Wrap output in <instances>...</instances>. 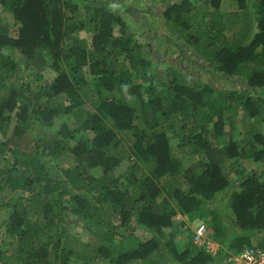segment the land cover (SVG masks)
Listing matches in <instances>:
<instances>
[{"label":"trees","instance_id":"16d2710c","mask_svg":"<svg viewBox=\"0 0 264 264\" xmlns=\"http://www.w3.org/2000/svg\"><path fill=\"white\" fill-rule=\"evenodd\" d=\"M127 1L0 0V264H211L264 246L263 97L167 60L181 41L207 74L264 89V0L233 17L223 0H160V61ZM243 160L256 167L234 179ZM197 214L217 257L177 242L176 217Z\"/></svg>","mask_w":264,"mask_h":264},{"label":"rangeland","instance_id":"374dc122","mask_svg":"<svg viewBox=\"0 0 264 264\" xmlns=\"http://www.w3.org/2000/svg\"><path fill=\"white\" fill-rule=\"evenodd\" d=\"M173 1V0H172ZM174 1H180V0H174ZM195 1V0H194ZM128 3H131L133 5V7H136V9H138V13H136L135 17H132L129 13H123V16L125 18V20L127 21L129 28L132 32L136 33V37L139 39V41H141L142 43H145V45H150V47L148 48L146 46V50L148 51V53H151L150 56L156 57V61H160L161 55L167 51H169L171 49V43H173L171 40L169 39H164V36H161L159 33L155 32L153 28H151V26H155V27H165L164 26V22L161 21L160 16L161 15V3L160 0H128ZM236 0H223L222 2V11H224V14L227 12L228 16H232L233 15L230 12H234L233 9H230L232 5L236 6ZM249 5H251L254 0H248ZM201 3V2H199ZM232 4V5H231ZM0 9H1V5H0ZM3 16L5 18V21H10L11 17L10 15L6 12L3 11ZM149 13V14H148ZM235 13V12H234ZM236 14V13H235ZM147 17V23L146 22V18ZM161 24V25H160ZM160 25V26H159ZM256 29V23L255 26L253 28V30ZM166 30V29H164ZM255 31V30H254ZM165 36L167 35V33H164ZM179 46V48H178ZM174 53H170L167 55V60L171 64H176V63H180V64H187L190 67V70L196 74L197 76L200 77H204L207 79L208 82H210L214 87L219 88V89H237L240 93H242L244 90H248L250 91V94L255 97L258 98L260 96L263 97L264 99V89H259V88H249L247 85L243 84V82H241L242 80H226L224 79L220 74H207L205 71V66L202 64V61H200V59L193 55L192 52H190L188 49L184 48V45L181 41L178 42V44H176L175 48H173ZM16 57L20 58L21 55L19 53H15ZM46 61V60H45ZM44 60L42 59H38L37 60V64L40 67H45L44 69H41V72L45 73V76L47 79H51L54 77L55 73L53 71H51L49 69V67H46V63ZM34 62V61H32ZM30 62V64L32 63ZM25 63L21 64L20 67L22 68V71L24 73V69H25ZM36 68V67H35ZM208 69V68H207ZM37 70V68H36ZM189 70V71H190ZM28 72H30V70H28ZM26 77H24L27 81H30L33 79V76H27L26 73H24ZM21 81V80H19ZM23 82V81H21ZM256 120L259 119V123L256 124V127H258L260 130L264 131V118L262 116L260 117H256ZM236 121L235 123V128H237L236 133L243 134V123H241L243 121V116H242V112L239 111L238 115H236V118L234 119ZM246 120H254L252 118H247ZM231 124H227L226 126V131L228 133V136L230 132H231ZM243 127V128H242ZM239 134V135H240ZM241 136V135H240ZM173 144H175V140L173 141ZM176 147V146H175ZM49 163L50 166L55 165L56 163L54 161H47ZM55 163V164H54ZM228 168H230L232 170L228 171L230 173H232V177L234 179H241L243 177V174L248 173L250 170L254 169L256 167V164L251 162V161H247V160H243L240 161V164L238 165H233V164H229L227 166ZM227 168V170H229ZM176 222H177V226L176 229L179 230V232L176 235V239L177 242L179 244H184L186 243V241L190 238H193L192 235H195L194 229L198 226V223L200 221H204L203 219L201 220L199 214L196 215L195 220H191L188 217H184L182 215H178L176 217ZM180 221H185V226L180 224ZM198 221V222H197ZM206 227H207V240L210 241V244H208V249L210 251H212V255H214V257L218 256V252L220 251V243L217 239H215L214 234L210 235L208 234V227L209 224L208 222L205 221ZM223 224L226 228L230 227V221L228 217H225L223 219ZM74 231H76L75 228H73ZM264 237V230H260L257 233V242H259V240ZM194 243L196 245H199V247H202V245L200 244V242H197L196 240V236H194L193 238ZM231 256V255H230ZM229 256V257H230ZM229 257L225 258L224 260H222L221 262H217V263H211V264H229ZM101 264H104V261L100 262ZM133 264H139V263H133ZM166 264H189V263H182L180 261H177L176 259H171L169 258Z\"/></svg>","mask_w":264,"mask_h":264},{"label":"built area","instance_id":"2783aa9c","mask_svg":"<svg viewBox=\"0 0 264 264\" xmlns=\"http://www.w3.org/2000/svg\"><path fill=\"white\" fill-rule=\"evenodd\" d=\"M197 242L208 247L210 241L207 239V227L199 222L194 229ZM229 264H264V246L247 248L239 254H233L229 257Z\"/></svg>","mask_w":264,"mask_h":264}]
</instances>
